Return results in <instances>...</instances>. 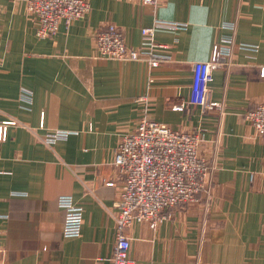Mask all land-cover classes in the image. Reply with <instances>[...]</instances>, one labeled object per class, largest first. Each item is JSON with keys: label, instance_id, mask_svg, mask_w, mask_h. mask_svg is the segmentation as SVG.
<instances>
[{"label": "crops", "instance_id": "crops-1", "mask_svg": "<svg viewBox=\"0 0 264 264\" xmlns=\"http://www.w3.org/2000/svg\"><path fill=\"white\" fill-rule=\"evenodd\" d=\"M88 1L84 17L42 38L27 0H0V121L18 122L0 141V264H110L121 182L115 151L144 117L206 129L211 191L170 208L155 230L134 223L130 256L137 264H264V140L245 116L264 101V0ZM156 19L185 25L157 29L171 60L151 68L99 54L104 24L138 48ZM227 36L235 39L232 64L214 71L210 90L218 106L190 103L194 63ZM56 129L70 135L45 143ZM62 195L83 206L78 236L64 234Z\"/></svg>", "mask_w": 264, "mask_h": 264}, {"label": "built area", "instance_id": "built-area-1", "mask_svg": "<svg viewBox=\"0 0 264 264\" xmlns=\"http://www.w3.org/2000/svg\"><path fill=\"white\" fill-rule=\"evenodd\" d=\"M140 1L155 6L159 2ZM90 7L88 0H27L28 11L38 20L36 34L42 38L56 34L62 22L71 25L84 17ZM184 26L179 22L156 19L152 25L142 28V45L132 48L127 45L125 33L119 26L106 23L97 30L95 40L98 52L103 57L144 60L153 68L172 58L170 45L157 40V29H179ZM225 26L235 28L232 23ZM234 44L233 36H227L214 45L208 60L194 63L190 103L199 104L205 109L218 106L210 97L214 71L228 69L232 64ZM21 98L31 103L32 93L23 89ZM178 108L183 110L185 103ZM245 116L253 125L256 136L264 140V101L247 111ZM16 124V120L0 121V141L7 139L10 125ZM69 135L68 130L56 129L43 135V141L53 145ZM205 142L206 129L203 126L181 131L146 117L139 121L133 131L122 137L113 160L121 182L117 185L116 240L113 254L109 257L110 264H137L130 256L129 229L134 223H147L155 230L170 217V208L199 203L203 195L210 194L213 166L202 153ZM109 184L114 185L115 181ZM58 202L66 210L64 234L78 236L83 225V206L71 195L59 196ZM0 252L3 253V249L0 248Z\"/></svg>", "mask_w": 264, "mask_h": 264}]
</instances>
